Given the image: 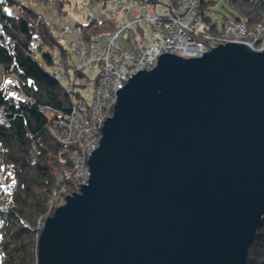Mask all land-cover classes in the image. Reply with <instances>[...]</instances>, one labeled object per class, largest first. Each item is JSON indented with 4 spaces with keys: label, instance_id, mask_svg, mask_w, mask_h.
<instances>
[{
    "label": "water",
    "instance_id": "obj_1",
    "mask_svg": "<svg viewBox=\"0 0 264 264\" xmlns=\"http://www.w3.org/2000/svg\"><path fill=\"white\" fill-rule=\"evenodd\" d=\"M117 94L36 264H247L264 217V50L163 54Z\"/></svg>",
    "mask_w": 264,
    "mask_h": 264
},
{
    "label": "trees",
    "instance_id": "obj_2",
    "mask_svg": "<svg viewBox=\"0 0 264 264\" xmlns=\"http://www.w3.org/2000/svg\"><path fill=\"white\" fill-rule=\"evenodd\" d=\"M97 1L106 5L109 0ZM217 1L203 3V24L195 37L221 35L230 19L249 30L264 26V0H224L233 13L222 24L211 17ZM71 6L72 0H0V264L37 263L38 220L50 215V202L57 196L54 206L64 204L62 188L70 192L76 185L71 150L78 146L63 144L53 132L61 130V121L84 99L79 88L85 85L79 82L87 75L86 70L75 73V50L66 49L61 39L66 27H81L80 40L67 34L74 36L69 44L74 47L79 40L91 45L115 32L117 21L104 14L101 20L59 28L55 19L66 17ZM74 74L78 84L70 95L64 82ZM8 81L12 91L6 90ZM247 264H264V217Z\"/></svg>",
    "mask_w": 264,
    "mask_h": 264
},
{
    "label": "built area",
    "instance_id": "obj_3",
    "mask_svg": "<svg viewBox=\"0 0 264 264\" xmlns=\"http://www.w3.org/2000/svg\"><path fill=\"white\" fill-rule=\"evenodd\" d=\"M209 1L212 0H161L158 3L147 0H115L114 8L105 12V19L117 21L116 31L106 34L91 45H84L79 41L83 36L81 27L65 28V33H74L79 39L74 46L78 60L75 73L100 68L92 97L74 104L66 121L60 123L61 130L53 132L63 144L74 143L78 146L71 150L73 167L78 169L83 164L86 168L79 175L74 174L75 184L79 183L81 186L78 182L80 178L85 184L88 182L90 173L86 155L99 147L102 127L105 120L113 115L118 100L117 92L132 75L153 70L163 54H173L184 59L200 58L204 53L227 43L246 44L255 51L264 50V26L249 30L246 25L233 19L225 22L219 36L201 34L198 38L195 37L194 34H198L203 24V3ZM159 4L163 5L161 12L158 11ZM131 15L134 20L129 19ZM143 25L150 30L148 34H145ZM124 32L128 46L120 38ZM45 69L49 68L45 66ZM54 76L63 79L58 72H54ZM77 84L75 74L70 81L64 82L70 95L74 94ZM87 142L93 143L88 150L81 146ZM80 157L83 158L82 162L79 161ZM53 206L51 201L50 207Z\"/></svg>",
    "mask_w": 264,
    "mask_h": 264
},
{
    "label": "rangeland",
    "instance_id": "obj_4",
    "mask_svg": "<svg viewBox=\"0 0 264 264\" xmlns=\"http://www.w3.org/2000/svg\"><path fill=\"white\" fill-rule=\"evenodd\" d=\"M23 1H27V0H23ZM90 5H91V7H90L91 10L89 9ZM112 8H114L113 0H109L106 5H104L103 1H97V0H93V1L92 0H72V6L69 9L68 15L66 17L59 18L58 21L55 19V21H56V23H58L59 28L63 29L65 25L75 26L78 23L79 24L80 23H88L89 21H91L93 19H100V20L104 19L105 12L107 10L112 9ZM162 9H163V5L159 4L158 11L161 12ZM120 12H121V10H119V14H120ZM232 13H233V10L224 0H218L216 2V5L213 8V12L211 13V17H212L213 21H217L219 24H222L224 22L225 18H231L232 17ZM129 19L134 20V17L131 15L129 17ZM143 27L145 30V34H148L150 30L145 25H143ZM135 29L138 31L137 26H135ZM58 31L56 32V34H59ZM139 35H140V33H139ZM120 38L124 41L125 46H128V43L126 42V33L125 32L121 34ZM73 39H74V36H69L67 34H65L63 39H61V42L65 46V48L69 49L72 53L74 52L75 48L73 46H71L69 43ZM239 44H241V43H239ZM259 46L260 45H257L256 47L260 48ZM256 52H261V51H256ZM55 59L58 60L57 52H55ZM74 60H75V62H78L77 58H74ZM99 72H100L99 67H97L95 70H91V69L86 70L87 78H84L82 81L79 82L80 84L85 85V87L79 88V90L81 92V96L85 100H89L92 97L94 85H95V79L97 78ZM13 89H14L13 82L8 81L6 84V90L12 91ZM110 117H112V116H110ZM91 145H93V143L88 144V142H87L84 145L81 144V146L83 148H85L86 150L90 149ZM91 154L92 153H89L88 155H86L88 160H89ZM79 161L82 162L83 158L80 157ZM85 168H86L85 165L82 164L78 169L77 168L74 169V167H73L72 171L77 176L80 173H82L83 171H85ZM78 182H80L81 185H85L84 181L81 178ZM73 187H74V189L70 192H69V190H67V188H62V190L60 191V197L63 198L65 194H66L65 196H71L73 193L80 192L81 186L79 183ZM58 200H59L58 196L56 197V199H53L52 200L53 205L55 203L56 204L59 203ZM65 201H66V197L63 201L64 204H65ZM57 207L58 206H53L52 208L51 207L49 208L50 209V215L48 217L53 215V213ZM46 219L38 220V223L35 227L36 232L39 233V237H40L41 229H42ZM39 237H38V240H39Z\"/></svg>",
    "mask_w": 264,
    "mask_h": 264
},
{
    "label": "bare ground",
    "instance_id": "obj_5",
    "mask_svg": "<svg viewBox=\"0 0 264 264\" xmlns=\"http://www.w3.org/2000/svg\"><path fill=\"white\" fill-rule=\"evenodd\" d=\"M87 184V183H86ZM44 226V225H43ZM43 228V227H42ZM42 230V229H41Z\"/></svg>",
    "mask_w": 264,
    "mask_h": 264
}]
</instances>
